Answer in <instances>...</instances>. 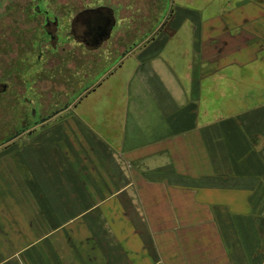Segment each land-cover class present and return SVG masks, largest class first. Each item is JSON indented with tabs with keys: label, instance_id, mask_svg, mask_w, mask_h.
Here are the masks:
<instances>
[{
	"label": "crops",
	"instance_id": "crops-1",
	"mask_svg": "<svg viewBox=\"0 0 264 264\" xmlns=\"http://www.w3.org/2000/svg\"><path fill=\"white\" fill-rule=\"evenodd\" d=\"M203 7L196 3L178 15L171 13L161 27L168 38L139 46L132 67L119 81L111 87L100 81L89 91L94 95L74 113L101 144L91 139L77 146L68 138L77 164L92 156L117 157L102 168L110 188L96 189L106 199L92 207L106 222V215L114 214L111 222L123 225L113 230L121 251L117 256H130L131 264H154L157 254L162 264H221L226 251H233L222 233L227 216L264 218V63L257 65L249 48L227 49L223 58L213 57L209 48L239 37L242 26L246 31L254 30L257 22L262 26L264 0H226L215 13L208 7L205 13ZM255 37L264 42L263 35ZM205 64H213L212 71L198 77ZM238 70H248L245 78L232 77L231 71ZM249 71L258 78L257 88L252 77L246 78ZM97 86L103 89L100 99ZM109 125L116 126L117 135L112 136ZM237 230L241 233L235 234V241L253 246L250 241L257 238L252 222L250 228L241 221ZM62 260L60 254L57 264Z\"/></svg>",
	"mask_w": 264,
	"mask_h": 264
},
{
	"label": "rangeland",
	"instance_id": "rangeland-1",
	"mask_svg": "<svg viewBox=\"0 0 264 264\" xmlns=\"http://www.w3.org/2000/svg\"><path fill=\"white\" fill-rule=\"evenodd\" d=\"M36 1L39 0H0V57H3V59L0 58V81L4 80L3 76L8 75V72H11L12 77L16 78L15 84L10 86L15 87L14 91L6 92L14 100L13 107H10L8 97H0V141L6 136H12L6 143L0 144V264H57L60 263V254L63 255L62 264L63 262L64 264H131L130 256L126 255L125 257L124 253L117 256L120 255L118 253L120 250L117 248L113 230H116L118 226L121 229L123 225L118 224L117 226V222L114 224L111 222L114 214L112 216L107 214L108 222H106L104 216L100 218V210L96 211L92 207L100 200L106 199L103 197L104 192L101 193L98 190L104 191L112 183L103 179L105 174L102 168L110 165V162H115L117 157L103 156L102 159H96L95 156H92V159L86 163L79 160V164H77V158L71 156V154L74 156L75 152L73 150L70 152L68 138L73 140L77 146L79 144L84 146L86 141L91 142V139L94 140V138L93 134L87 132L88 128L85 123L80 118L76 119L74 113L83 108L89 97L94 94L88 92L92 89L89 88L88 91L86 89L82 93L83 95L88 92L80 101H78V97L74 99L72 97L77 89L84 86L86 81H94L93 76L101 68L108 67L109 71L105 73V77L106 74L112 72L103 79L104 86L115 85L132 67L131 57L139 46H144L151 39L163 38L166 40L168 37L161 31L160 25L156 27L157 21L160 23L162 19V22L165 23L171 13L178 15L184 12L183 7L193 8L196 3L199 4L200 9L203 4H206L203 7L205 13H208L207 7L209 11L215 13L221 7L223 8L226 0H211L210 2L207 0H199V2L177 0V3L175 0H76V5L72 7L74 0H56L60 3V8H56L54 0H40L50 10L68 14L77 13L80 8L93 6L96 3L105 4V7L108 5L115 9L116 25L110 38L104 41L101 46L91 45L98 46V48L89 52H85V50L91 49L88 45L85 46L81 43L83 46H79L71 41L70 43L73 45L70 44L71 47L78 49L84 47V50L80 49L83 53L82 57L79 58L76 54L68 51L69 45H65L66 51H60L65 55H61L60 60L48 59L50 57L48 55L46 59L50 61L44 59L38 67L37 48L32 46L33 41L30 35L34 22L30 17L23 16L24 6L26 7L28 2L36 3ZM8 2L13 4L12 10L9 12L8 5L10 4ZM167 4L168 7H166ZM30 8L32 9L31 5L26 11L32 13ZM163 11H165L164 14ZM8 14H11V17ZM77 15L85 14L80 12ZM260 24L257 22L256 26H253L254 30L250 31H246L243 26L240 27L237 30L239 37L232 41H220L215 44L216 48L209 47L211 48L210 53L215 58H223V55L227 56L228 53L222 51L227 49L237 47V50L240 51L242 48H249L252 49V60L254 57L257 62L255 63L261 65L264 63V56L259 58L256 53H264V42H259L260 38L255 37V35L264 36V24L262 26ZM88 28L86 33L90 32L93 26H88ZM8 30H11V33ZM78 32L83 35L84 30L79 27ZM251 33L254 35L253 37H250ZM8 35H10L13 47L12 54H8ZM90 40L89 44H93L99 38L96 36ZM226 45L227 48H225ZM179 51L181 50L179 49ZM216 52H221V54L218 53L220 56H217ZM73 55L77 56L80 62L71 61ZM86 57L87 59L84 60ZM89 58H92L93 62L88 61ZM9 59L13 62L12 66L8 65ZM50 62H65V64L61 65L60 69H55L54 64H47ZM86 63L90 64L88 66H93L87 77L83 72L85 69L89 71L88 68L91 67L86 66ZM24 64L28 68H25ZM7 65L11 67L8 68ZM42 65L49 69L40 70L39 68H44ZM212 65L205 64L206 69L197 71V76L202 77L211 72L209 67ZM33 68L38 71L33 73ZM245 71L248 70L231 71L232 77L245 78ZM256 73H260L259 69ZM252 76H254L253 72L249 71L246 78ZM258 76L259 74L256 77ZM23 79L29 81V89L26 86V80ZM249 80H251L253 88H257L255 82L258 81V78L252 77ZM96 84L97 82L93 85L96 86ZM102 90L97 89L96 95H99V99ZM256 92H258L257 89H254L253 93L256 94ZM24 97L31 99L32 103L27 104L23 100ZM70 101L75 104L74 106L71 104L73 108H68L59 115L49 117L45 125L36 124L32 133L24 131L14 134L17 130L30 125V108L36 104L40 109L39 114L47 118V115L52 111L62 108L65 103ZM99 105L100 103L97 102V108ZM117 123L120 126V119ZM76 125L77 129H75ZM111 131L114 133L112 136L117 135L116 126L110 128ZM72 133L75 135L73 134L71 137ZM95 143L101 146L99 142L95 141ZM89 148L87 147V149ZM81 153L83 155L84 152ZM73 158L76 159V163L72 161ZM109 168L114 175L118 174L115 166ZM80 179L87 180V187L84 185L86 182L84 180L82 182ZM89 180L91 183H88ZM257 216V214H252L249 216V221L239 217L228 219L227 216L230 223L225 219L226 224L222 223L223 227L225 225L222 228V233L233 251L231 250V253L230 249L226 251L227 255L226 257L222 256L221 264H264V246L261 241L251 239L250 243L253 244L250 246L251 251L243 247L239 248L235 241L237 224L244 221L251 228L252 222L254 229H257L258 226L255 222L258 220ZM132 244L133 242L130 243L131 246H128L127 250H131ZM110 253L116 255L118 261L110 260ZM14 255L25 260L16 259ZM9 257L11 258L8 259ZM153 258L155 259V256ZM5 259L8 261L4 262ZM27 259L29 260L27 261ZM163 261V257L157 254L154 264H162ZM206 261L208 262V260ZM136 264H148V260L136 262ZM177 264L185 263L178 262ZM191 264H198V261ZM202 264H213V261Z\"/></svg>",
	"mask_w": 264,
	"mask_h": 264
},
{
	"label": "flooded vegetation",
	"instance_id": "flooded-vegetation-1",
	"mask_svg": "<svg viewBox=\"0 0 264 264\" xmlns=\"http://www.w3.org/2000/svg\"><path fill=\"white\" fill-rule=\"evenodd\" d=\"M28 3L29 4L26 7L24 6V9H23L24 15L23 16L25 17V15H26V17H30L34 22V25L32 27L30 35H31V40L33 41L32 46L34 48H37V55H38V56H36V59L38 60L37 67L40 65V62L42 60H44V59L47 60L46 58L48 57V55L50 56L48 59H59V57L61 55H65V54H61L62 52H60V51H66L65 45H69V48L67 49L68 51H71L72 53L76 54L79 58L82 57L83 53L81 50H84L83 49L84 47H81L80 48L81 50L76 48V47H71V45H72L70 43L71 41L75 42V45H79V46L82 45L81 43L76 42L74 40L72 30H71L72 19H73V17H76L77 14H79L80 12H82L84 10L95 9L98 7H103L105 5V4L96 3V5H93V6L90 5L88 7H83L82 9L80 8V11H78L77 13L68 14V13L58 12V11L54 12V11L50 10L49 8H47L46 6H44L42 4V1H40V0L36 1V3H32V2H28ZM54 3L56 5V8L57 7L60 8V6H61L60 3H58L56 0H54ZM8 4H10V5H8V12H9L10 10H12L13 4L11 2H8ZM30 5L32 6V9L30 8L32 13H29L26 11L27 9H29ZM73 5H76V0L73 1L71 7ZM166 7H168V4L166 5ZM165 11H166V8H165ZM8 15H9V17H11V14H8ZM158 25H160V27L165 25L164 22H162V19L160 20V23ZM158 25L156 27H158ZM8 32L11 33V30H8ZM12 50H13V47H12V43H11V38H10V35H8V54H12ZM89 51L90 50H88V51L85 50V52H89ZM77 56L73 55L71 57V61L76 60L77 62H80L79 59L77 58ZM0 58L3 59V57H0ZM86 59H87V57L84 58V60H86ZM47 61H50V60H47ZM88 61L93 62V59L89 58ZM12 64H13V62L9 59L8 65L12 66ZM47 64L48 65L54 64L55 69H60V66L65 64V62H50ZM88 65H90V64L86 63V66H88ZM11 66H8V68H10ZM24 66H25V68H28V66H26L25 64H24ZM42 67H44V68H39V69L45 70V71L49 69V67H45V65H42ZM88 67H91V68H88L89 71H87L85 69L83 72L85 77H87L90 74V71L93 69L92 68L93 66H88ZM36 70H37L36 68H33V73ZM108 71H109L108 67L101 68L93 76V80L95 82H97V84H99L100 81H102L104 78H106L107 76H109L111 74V73L106 74V77H105V73H107ZM3 77H4V80L0 81V92H4L5 95L0 93V97H2V96L8 97L9 105L12 108L13 107L12 102L14 100H12V96L7 95L6 92H8V91L13 92L14 91L15 87H10V86L15 84L14 80H16V78L12 77L11 72H8V75H4ZM66 77L68 78V76H66ZM23 80L24 81L26 80V86L29 89V87H30L29 81L27 79H23ZM98 80H100V81L98 82ZM89 81H86L84 86L81 89H77L75 91V93L73 95L74 97H72V99L78 97V101H80L82 99V97L89 92L88 89L91 87L88 84L90 82H91L90 83L91 85L95 83L94 81H90V82ZM86 89L88 92H86L85 94L82 95V93ZM23 100L27 104L32 103V100L28 99L27 97H24ZM72 101H70L69 103H65L62 108L52 111V113L47 115V117H49L50 115L54 117L56 115H59L61 112H63V110L71 108L72 107L71 106ZM72 105L74 106L75 104H72ZM15 107H17V106H15ZM39 110L40 109H39L38 104H36L35 106L30 108V112H29V116L31 117L30 125H32L35 121H37L39 124V123H41V121H40L41 119L46 118V116L43 117L39 114ZM41 124L44 125L47 123L45 121L44 123H41ZM30 125L26 126L25 128H21V129L17 130L15 133H18L20 131L21 132L27 131L30 128Z\"/></svg>",
	"mask_w": 264,
	"mask_h": 264
},
{
	"label": "water",
	"instance_id": "water-1",
	"mask_svg": "<svg viewBox=\"0 0 264 264\" xmlns=\"http://www.w3.org/2000/svg\"><path fill=\"white\" fill-rule=\"evenodd\" d=\"M81 14H85V15H77L72 19L71 27H72V34L74 36V39L77 42L84 44L85 46L88 45L91 48L89 50L96 49L98 48L99 45L101 46L104 41L110 38L111 32L115 28L116 19L114 17V9L111 6H106V7L103 6L102 8L98 7L95 9L84 10L81 12ZM88 26H93V28L90 29V32L86 33V30L89 29ZM79 27H81V29L84 30L83 35L79 34L78 32ZM96 36L99 38V40H97L96 43L89 44V42L91 41L90 38H94ZM96 44L98 46L96 47L91 46ZM49 117L41 119L40 120L41 123L47 121ZM36 124H38L37 121H35L32 125H30V128L27 130V132L32 133V131L35 130V127L31 129V126L33 125L35 126ZM11 138L12 136H6L0 141V144L6 143V141H8Z\"/></svg>",
	"mask_w": 264,
	"mask_h": 264
},
{
	"label": "trees",
	"instance_id": "trees-1",
	"mask_svg": "<svg viewBox=\"0 0 264 264\" xmlns=\"http://www.w3.org/2000/svg\"><path fill=\"white\" fill-rule=\"evenodd\" d=\"M114 11H115V9H114ZM164 12L165 11H163V14H164ZM110 73H112V72H110ZM110 73H108V74H110ZM89 85H90L91 88L95 87L93 84L92 85L89 84ZM0 93H2L3 95L5 94L4 92H0ZM257 217H258V220H256L255 222H256V224H257L258 227H257V229H254L255 238H257L259 241H261L262 242V245L264 246V218L259 217V216H257ZM239 233H241V231L237 230L236 231V234H239ZM238 242L239 243L236 242V244L239 245V248L243 247V248L249 249L251 251L250 247H246L247 245H243V241L242 242L238 241Z\"/></svg>",
	"mask_w": 264,
	"mask_h": 264
}]
</instances>
